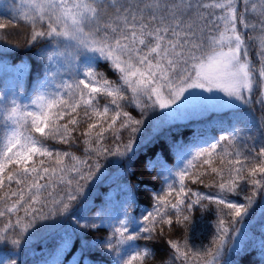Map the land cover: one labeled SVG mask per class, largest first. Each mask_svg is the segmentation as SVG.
<instances>
[{
    "label": "snow or ice",
    "instance_id": "obj_1",
    "mask_svg": "<svg viewBox=\"0 0 264 264\" xmlns=\"http://www.w3.org/2000/svg\"><path fill=\"white\" fill-rule=\"evenodd\" d=\"M0 72V264H264V0H0Z\"/></svg>",
    "mask_w": 264,
    "mask_h": 264
},
{
    "label": "trees",
    "instance_id": "obj_2",
    "mask_svg": "<svg viewBox=\"0 0 264 264\" xmlns=\"http://www.w3.org/2000/svg\"><path fill=\"white\" fill-rule=\"evenodd\" d=\"M34 52L35 49L16 50L15 53L9 55L8 57V60L11 64H19L21 60H23L28 65V71L26 72V80L28 81L33 79L40 71V63L38 62L37 57L33 54ZM5 86L11 87V81L10 79L5 77L3 72H0V92L4 90ZM141 157H143V153H141ZM136 167H137V172L134 179L141 185V192H142L141 208H143L148 206V203L151 198L150 197L151 191L159 188V182L152 179L149 175H147V173L141 174L139 170L140 168L139 164H137ZM145 186H147L148 188L147 192H144ZM106 189H107V185H102L97 190L95 195L97 197H102ZM157 247H160V245H157ZM73 252L74 249L72 252L68 253L66 260H70L72 258ZM236 259L238 260V264H259V256L256 252H250L249 254L243 255L241 257H236Z\"/></svg>",
    "mask_w": 264,
    "mask_h": 264
}]
</instances>
